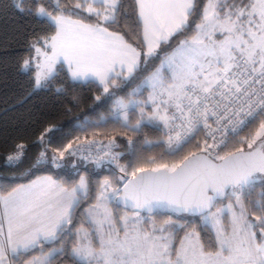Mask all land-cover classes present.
Here are the masks:
<instances>
[{
  "label": "snow or ice",
  "instance_id": "1",
  "mask_svg": "<svg viewBox=\"0 0 264 264\" xmlns=\"http://www.w3.org/2000/svg\"><path fill=\"white\" fill-rule=\"evenodd\" d=\"M134 2L142 48L110 31L119 26L121 0H9V5L55 28L44 40L45 50L33 45L43 57L35 65V88L52 84L58 64L66 66L73 84L94 81L108 99L115 96L110 88L118 87L117 80L125 85L139 80L125 97L112 99L107 116L85 121L82 130L111 123L141 133L146 125H162L166 139L144 144L163 147L168 156L204 130L199 154L173 163L153 156L147 166H121L122 187L104 179L79 227L73 213L87 192L85 176L71 188L51 177L14 188L0 196V264H54L58 257L72 264H264V191L250 202L259 213L255 220L244 204L257 187L264 189V0H206L194 34L163 56L161 46L189 27L196 0ZM154 59L160 63L149 70ZM29 67L24 60L22 70ZM55 91L66 94L63 85ZM256 121L254 134L237 141ZM233 142L241 146L224 151ZM129 145L135 155L131 139ZM18 147L10 163L19 162L23 145ZM93 147L99 148L95 155ZM115 147L114 139L107 144L85 139L76 148L68 144L52 163L60 167L65 153L80 154L97 167L105 160L117 163L121 154ZM113 202L123 205L122 215L113 213ZM161 209L179 218L169 216L157 226L151 215ZM184 214L199 218L200 231L187 230ZM201 232L210 234V242Z\"/></svg>",
  "mask_w": 264,
  "mask_h": 264
},
{
  "label": "trees",
  "instance_id": "2",
  "mask_svg": "<svg viewBox=\"0 0 264 264\" xmlns=\"http://www.w3.org/2000/svg\"><path fill=\"white\" fill-rule=\"evenodd\" d=\"M205 2L206 0H196L197 12L190 18L189 27L182 34L174 37L170 45L161 49V56L170 52L181 40L194 34L195 24L200 20L199 11ZM121 4L119 26L111 28L110 31L120 32L129 43L142 48L140 29L135 25V2L121 0ZM54 33V27L47 23H39L31 16L19 14L12 10L9 0H0V196H5L17 186L44 175L55 178L67 188L75 186L80 177L85 176L88 181L87 193L81 197L80 204L73 213V224L79 227L84 219V209L96 201L100 183L104 179L112 181L113 187H121L120 177L124 175L120 172L121 166H128L130 163L133 166H147L148 158L153 156L158 163L179 162L192 152L199 153V149L198 143L191 142L174 156L163 155L162 147L144 144L145 139L159 140L157 132L159 129L148 125L141 133H132L111 123L99 128L82 130L81 126L85 121H96L101 116H107L113 106L112 99L118 96L125 97L126 91L139 80L131 85L124 83L121 85L122 82L117 80L118 87L110 88V92L115 93V96L108 99L97 83L92 81L73 84L66 70L60 68L57 70V78L48 88L36 89L33 68L24 72L21 67L24 60L31 55L32 42L40 44ZM158 62V59L150 61L149 70ZM61 85L66 89V94L55 91V88ZM97 96L101 97L99 101L96 100ZM133 122H135L134 117ZM258 125L259 121L249 125L236 140L253 134ZM43 136L48 138L47 143L40 141ZM92 138L114 139L118 143L116 152L121 154L118 162L96 167L66 158L64 160L66 162H61L62 166L59 168L51 164L52 157L63 151L68 144ZM130 139L136 145L135 155L130 151ZM20 145H23L21 160L13 166L6 165L4 155ZM239 146H241L239 143L233 142L224 151H232ZM42 150L45 151L43 157L45 160L39 157ZM128 171L131 172V167ZM261 191L264 189L257 187L244 198L249 217L253 220L259 213H253L250 202L259 200ZM111 207L117 211L123 210L114 203ZM169 216L173 219L179 218L174 214H154L151 217L158 221L162 218L168 219ZM184 219L189 222L187 230L196 228L200 231L202 225L198 222V217L184 215ZM183 235V231L179 232V236ZM201 236L206 242H210V234L201 232ZM35 254L37 253H33ZM28 258L30 257H22L24 260ZM54 264H72V262L67 257H58Z\"/></svg>",
  "mask_w": 264,
  "mask_h": 264
},
{
  "label": "rangeland",
  "instance_id": "3",
  "mask_svg": "<svg viewBox=\"0 0 264 264\" xmlns=\"http://www.w3.org/2000/svg\"><path fill=\"white\" fill-rule=\"evenodd\" d=\"M229 2H231V0H229ZM237 2H239V0H237ZM74 19H76V18H74ZM199 22H200V20H199ZM54 34H55V33H54ZM190 37H191V36H190ZM190 37H189V38H190ZM33 45H36V46H37V43H36V42H32V49H33V50H32V52H31V55H29L26 59L29 60L31 64H33V68L35 67L34 69L37 71L35 65H36L37 61H38V60H42L43 57H37L36 52H35V54L33 55L34 50H35V48L33 47ZM177 45H178V44H177ZM177 45H176L174 48H176ZM38 47H39V46H38ZM164 47H166V45H162V46H161V49H164ZM40 48L42 49V51L45 50L44 41H43V45H42ZM174 48H173V49H174ZM161 49L159 50L160 53H161ZM173 49H172V50H173ZM172 50H171V51H172ZM171 51H170V52H171ZM170 52H168V53H170ZM34 57H36V59H33ZM26 59H25V60H26ZM159 63H160V61L157 63V65H159ZM60 68L65 69L66 72H67V68H66V66H62V65L58 64V65H57V70L60 69ZM21 70H22V67H21ZM22 71L26 72L27 70H26V71H25V70H22ZM34 79H35V78H34ZM93 82H94V81H93ZM81 83H85V82H81ZM95 83H96V82H95ZM138 83H139V82H138ZM121 85H123V83H121ZM135 86H136V85H133V87H135ZM133 87H132V88H133ZM132 88L128 89L126 92H130V91L132 90ZM36 89H38V88H36ZM147 95H148V93H147V92H144L143 96L146 97ZM118 97H120V96H118ZM115 98H117V97H115ZM115 98H114V99H115ZM141 98H143V97H141ZM146 111H147V110H146ZM134 118H135V117H134ZM146 126H147V125H146ZM258 126H259V125H258ZM160 128H163L162 125L160 126ZM160 128H159V129H160ZM157 132H158L159 140H161V136H160V132H159V130H158ZM253 134H254V133H253ZM43 137H44V136H43ZM99 139H100V138H92V139H89V140H95V141H98ZM240 139H241V138H239V140H240ZM100 140H103V139H100ZM110 140H111V139L103 140V141H107V142H109ZM83 141H84V140H82V141L80 140V141H77L76 143L72 144V145H73V148H76L77 145L80 144V143H82ZM115 143H116V147H115V149H114V152L117 153L116 150H117V144H118V143H117V142H115ZM162 148H163V147H162ZM245 148H246V145H245ZM163 150H164V148H163ZM164 151H165V150H164ZM55 155L58 156V153H56ZM66 155H67V153H65V156H66ZM68 158H70V156H68ZM64 160H66V159L64 158V159L62 160V162H63ZM64 162H66V161H64ZM113 164H115V163H111L110 165H113ZM61 166H62V165H61ZM96 167H97V166H96ZM77 183H78V182H77ZM86 193H87V192H86ZM98 194H99V193H98ZM85 195H86V194H85ZM85 195H84V196H85ZM84 196H82V197H84ZM95 202H96V201H95ZM95 202H94V203H95ZM229 202H230V200H228V199L224 200V203H225V204H227V203H229ZM94 203H92L91 205H93ZM113 203H114V202H113ZM244 204H245V202H244ZM91 205L87 206V207L84 209V211H85L86 209H88ZM111 206H112V204L109 205L110 208H112ZM245 207H246V206H245ZM246 208H247V207H246ZM112 210H113V212H114L115 214H116V212H119V211H117L116 209H113V208H112ZM116 215H117V214H116ZM145 218H146V220L148 219L147 217H145ZM249 218H250V217H249ZM151 219L154 220V221L156 222V224H159V223L161 224V223H163L164 220H166V218H165V219L162 218V220H158V221H157L154 217H153V218L151 217ZM250 219H251V218H250ZM252 220H253V219H252ZM198 222H199V221H198ZM225 222L227 223V218L225 219ZM199 223H200V222H199ZM144 227H145V228H150V227H151V223H150V222H149V223H145V224H144Z\"/></svg>",
  "mask_w": 264,
  "mask_h": 264
},
{
  "label": "built area",
  "instance_id": "4",
  "mask_svg": "<svg viewBox=\"0 0 264 264\" xmlns=\"http://www.w3.org/2000/svg\"><path fill=\"white\" fill-rule=\"evenodd\" d=\"M244 130H245V129H244ZM159 132H160L161 140H165L166 137L164 136L163 128H160V129H159ZM242 132H243V131H242ZM242 132H241V133H242ZM241 133H240V134H241ZM204 138H205V131H204V130H201L200 132H198V133L195 135V138L192 139L191 142H196V143H198L199 145L202 146V145H203ZM218 138H219V137H218ZM40 141H43V142L47 143V142H48V138H47V137H42V138L40 139ZM98 141H100L102 144H107V143H108L107 141H103V140H100V139H99ZM191 142H190V143H191ZM209 142H211V141H209ZM114 149H115V148H114ZM18 151H20L19 147H17L15 150H13L12 152H10V153H8V154H5V155H4V158H5V162H4V163H5L6 165H8V166H13V165L17 164L18 162H12V163H10L9 160H8V157H9V156H15V155L18 153ZM98 151H99V148H98V147H93V148H92V153H93V155H95V153L98 152ZM113 151H114V150H113ZM22 152H23V150H22ZM42 152L44 153L45 151L42 150V151L40 152V154H39V157H40L41 160H45V158H41V153H42ZM85 154H87V153H85ZM22 156H23V154H22ZM22 156H21V158H22ZM68 156H70V155L67 154V155L65 156V159L68 158ZM21 158H20V160H21ZM70 158L73 159V160L79 161V162L83 163L84 165H96L92 160H84L80 154H77L76 156H70ZM20 160H19V161H20ZM61 162H62V160L59 161L60 165H62ZM51 164H52L54 167H57L55 164L52 163V161H51ZM109 164H111V163H109L107 160H105L100 166L109 165ZM60 167H61V166H60ZM57 168H59V167H57Z\"/></svg>",
  "mask_w": 264,
  "mask_h": 264
},
{
  "label": "crops",
  "instance_id": "5",
  "mask_svg": "<svg viewBox=\"0 0 264 264\" xmlns=\"http://www.w3.org/2000/svg\"><path fill=\"white\" fill-rule=\"evenodd\" d=\"M43 45V42L42 43H37V47L39 46V47H41ZM35 54V50H34V53H33V55ZM30 68H33V64H31L30 63V67H29V69ZM35 68V67H34ZM33 68V70H34V78H35V73H36V70ZM28 69V70H29ZM43 177H51V176H48V175H44V176H40V177H37V178H35V179H33V180H31V181H29V182H27V183H24V184H21V185H28V184H31L33 181H36V180H39L40 178H43ZM53 180H55L57 183H59V184H61L59 181H57L55 178H53V177H51ZM79 182V181H78ZM21 185H19V186H21ZM18 187V186H17ZM7 195V194H6ZM85 195V194H84ZM84 195H82V196H84ZM81 196V197H82ZM111 210H112V208H111ZM113 211V210H112ZM114 213V212H113ZM124 213V210H119V212H116V214L117 215H122ZM115 214V213H114ZM141 215H143V214H141ZM144 216V215H143ZM146 217V216H145ZM157 226H159L160 225V223L159 224H156ZM38 254V253H37ZM36 255V254H35Z\"/></svg>",
  "mask_w": 264,
  "mask_h": 264
},
{
  "label": "water",
  "instance_id": "6",
  "mask_svg": "<svg viewBox=\"0 0 264 264\" xmlns=\"http://www.w3.org/2000/svg\"><path fill=\"white\" fill-rule=\"evenodd\" d=\"M197 154H199V153H197ZM121 187H122V185H121ZM114 204L117 206L116 202H114ZM117 207H119V208H121V209L124 210L122 204L119 205V206H117ZM158 211H159V213H160L161 215H170V214H174V215L177 216V214H175V213H170L167 209H161V210H158ZM165 213H167V214H165ZM141 214H144L145 216H149V214H147V213H141ZM154 214H156V213H154ZM154 214H152L151 216H153ZM184 215H187V214H184Z\"/></svg>",
  "mask_w": 264,
  "mask_h": 264
}]
</instances>
